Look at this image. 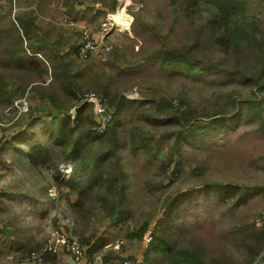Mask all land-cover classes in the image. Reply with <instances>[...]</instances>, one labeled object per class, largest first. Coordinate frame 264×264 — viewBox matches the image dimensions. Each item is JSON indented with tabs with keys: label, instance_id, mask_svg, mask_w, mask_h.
Returning <instances> with one entry per match:
<instances>
[{
	"label": "rangeland",
	"instance_id": "rangeland-1",
	"mask_svg": "<svg viewBox=\"0 0 264 264\" xmlns=\"http://www.w3.org/2000/svg\"><path fill=\"white\" fill-rule=\"evenodd\" d=\"M77 1L86 6L87 16L80 19L85 18L84 22L99 42L97 49L87 58L76 52L81 32L61 27L69 26L63 22L67 16L49 32L39 21L36 28L42 31L44 43L48 41L44 45L49 49H44L43 59L32 57L28 52L20 53L18 64L11 63L6 50L14 35L24 34L28 47L35 40L26 36L23 29L9 34L17 20L11 10L14 6L8 0H0V30L3 32L0 38V133L3 140L0 264H24L22 260L28 254H42L58 235L65 234L79 243L74 230L77 226L75 212L69 200V196L78 191H70L60 184L53 188L54 175L47 167H54L56 161L43 157L45 150L36 149L37 156L32 150L37 148L35 146L53 143L47 133L57 111L47 100L41 101L32 92H24L27 83H35L45 93H63L62 100L66 101L60 81L52 73L60 61L67 64L72 75H80L81 78L75 80L82 86L84 98L94 93L102 99L98 90L107 87L111 96L125 95L134 102L133 106L143 97L157 99L163 95L173 99L183 97L198 112H212L217 105L223 106L227 97L243 100L244 107V100L254 98L251 87L231 73L239 69L237 66L252 71L261 69L257 47L244 49L236 56L216 45L211 31L202 28L206 22V18H201L206 15L205 6L196 10L194 17H188L190 12H181L182 0H116L113 11L110 9L113 0ZM245 2L246 11L238 19L245 24L255 23L264 31V0ZM66 10L68 17L75 20L72 8L67 6ZM114 15L122 16L119 25L112 19ZM107 18L115 26L102 39L100 29ZM54 33L59 36L57 41L51 39ZM64 35L73 37L77 40L74 44L79 45L76 51L59 60L56 56L67 40ZM191 48L203 63L219 64L226 74L203 73L204 67L184 74L160 66L162 50L186 52ZM32 61L38 62L43 75L31 70ZM31 110L35 112L34 121ZM95 111V104L83 100L70 111V120L75 121L81 113L94 117ZM141 114L131 115L123 108L119 117L125 118L122 131L140 127L159 140L162 149L159 155L156 149L151 151L154 158L150 159L144 152H137L129 135L125 134L118 165L121 170L116 173L123 172L126 176L128 213L120 227L115 228L114 224L111 226L114 220L105 217L97 207H88L89 223L76 229H85L88 234L105 230L104 236H108L106 246L89 256L90 264H118L139 258L143 239L127 236L145 224L148 225L146 233L160 237V244L171 246L175 253H196L203 264H257L264 257V106L261 118L247 116L245 111L233 114L224 129L217 126L209 130L212 134L201 139L200 144L182 140L185 142L179 150L182 166L175 175V163L167 172L160 166L175 139H162L164 131L152 129ZM96 151L94 146L84 153L93 157ZM174 158L178 161V154ZM31 162L47 167L42 165L41 169H36ZM58 166L60 181L69 176L78 181L86 180L84 166L78 161L70 160ZM50 195L54 196L53 204L47 199ZM46 210L49 213L42 217L41 212ZM163 252L147 255V264H173ZM46 255H43V264ZM53 255H56L55 264H73L66 253Z\"/></svg>",
	"mask_w": 264,
	"mask_h": 264
},
{
	"label": "trees",
	"instance_id": "trees-1",
	"mask_svg": "<svg viewBox=\"0 0 264 264\" xmlns=\"http://www.w3.org/2000/svg\"><path fill=\"white\" fill-rule=\"evenodd\" d=\"M182 2L183 4H179L181 5V12H190L188 17H194L193 15L197 13L196 10L200 11L202 6H205L206 15L201 18H206V22L202 28H208L211 31L212 40L215 41L216 45L223 46L222 48L233 52L236 56H239L244 49L257 47V57L261 69L252 71L237 66L239 69H235L236 72L231 73L235 79H239L251 87L254 98L244 100L246 103L245 107L243 106V100L227 97L225 104L223 106L217 105L212 112H198L196 109H192L187 99L183 97L173 99L163 95L157 99L143 97L142 100L135 101L136 105L133 106L134 102L127 99L125 95L116 93L111 96L108 88L104 87L98 92L102 96V104L113 113L114 118L105 133L98 135L95 131L97 118L93 117L92 114L85 115L81 113L75 121L71 122L70 120V111L73 107L81 104L84 94L82 86L75 80L76 78H81L80 75H72L66 63L60 61L52 69L53 76L60 81L61 88L65 92L64 99L66 101L62 100L63 93L57 92L59 95L56 93H45L39 84L27 83L24 87V92H32L41 101L47 100L57 111L54 121H52L53 117L51 116L50 132L47 133L46 131L53 143L35 146L37 148L32 150L36 156L38 155L36 149L45 150L43 157H51L54 162L56 161L54 167H47L46 164L41 165L54 170L53 173L56 176L57 185H63L70 191H78L75 194L76 201L71 204V208L75 212L76 228H82L81 226H87V223H89L88 216L90 212L88 207H97L105 217L114 220L111 226L114 224L115 228L120 227L121 222L125 220L128 213L127 190L129 188L125 184V174L123 172H119L120 174L116 173L121 170L118 165L121 164L120 149L124 147L125 134L129 135L132 147L137 152H144L150 159L154 158V155L151 156V151L156 149V153L159 155L158 152L162 149L158 142L159 140L156 141L154 136H150L140 127L122 131L125 118L120 119L119 117H121L123 108H127L131 115L136 112H142L141 118L152 129L164 131L162 139H175L166 159L160 162V166L165 169V172L175 163L174 175L181 171L182 152H179V150L185 145V142L200 144L201 139H206L212 134L209 130L213 131L217 126L221 130L224 129L229 117L235 113L240 115L242 111H245L247 116L257 118L262 116L264 106V31L255 23L245 24L238 19L241 16L240 14L246 11L247 2L245 0H182ZM115 7L116 0H113L112 8L110 9L113 11ZM16 27L17 24L13 23L12 31H9V34L14 35V32L18 33V29H22L19 25ZM2 35L3 32L0 30V38ZM14 37L9 47L6 48L11 63L20 64L18 57L21 56L19 55L20 53L27 54L25 48L29 49L32 55L37 53L36 51L40 47L39 43H33L29 47H25L24 34L21 37L15 35ZM76 52L79 53V51ZM195 55L192 52V48L186 52L164 49L158 62L163 68L181 71L184 74L193 73L198 67H204L203 73L212 71L226 74V71L219 64L203 63ZM56 58H59V60L63 59L58 55ZM30 66L31 70L39 71V74L43 75L44 70L40 68L38 62L32 61ZM34 114L35 112L31 110V119L33 121ZM94 146L97 147V151L93 157L84 153V151L90 150ZM177 154L179 156L178 161L174 158ZM70 160L78 161L84 166L86 180L78 181L74 177H69L64 181L59 180L58 165ZM34 164L40 165V163ZM147 228L148 225L145 224L137 231L131 232L127 237L141 239ZM75 230L79 244L86 249L89 256L106 246L108 236H104L103 230L102 234L101 230H94L90 234L85 229L82 231ZM160 242V237H154V241L146 252V256L152 252L162 254L165 251V258H169L173 264H203L196 253H190L189 251L175 253L173 248H170L171 246L168 248L167 244L165 246L160 244ZM46 257L44 258V264H55L56 255L48 254ZM104 260L107 262L106 258ZM257 264H264V257L260 258Z\"/></svg>",
	"mask_w": 264,
	"mask_h": 264
},
{
	"label": "crops",
	"instance_id": "crops-1",
	"mask_svg": "<svg viewBox=\"0 0 264 264\" xmlns=\"http://www.w3.org/2000/svg\"><path fill=\"white\" fill-rule=\"evenodd\" d=\"M8 1H10V0H8ZM65 1L66 0H28L26 2V0H25L23 3L21 2V0H11L10 1L11 3H13V6H14L13 8L11 7V10H12V13L14 15H16L17 20L15 21V23L17 24V27H18V25L21 26L22 29L25 30L26 33H28L27 36H30V37H32V39L35 40V41H32L31 44L39 43L40 47L36 51L37 54L32 55L30 53L29 49L25 48L30 56L39 57V58L43 59L42 54L46 53L44 51V49H46V50L49 49L48 45H44V44H46V42L48 43V41H46L44 43V41H43L44 36H43L42 31H40V29L36 28V26L38 25L37 23L39 21H42V23L40 25H42V27H45L48 32L51 30L52 27H58L61 19L63 17H66V16L68 17V13H67L68 11L66 10L67 6L72 8V10L74 11L73 15L76 16V19H75L76 21L72 20V19L71 20L73 22H77L78 26L69 27V26L62 25L61 27L63 29H65L67 27V28L76 29L79 31L80 25H88L86 22H84L85 18H84V21H82L80 19L82 16L83 17L87 16V14L85 13L86 12L85 11L86 6L83 3L78 2L77 0H67L69 2H66V4L64 3ZM25 3H27V4H25ZM108 19H110V18H107V20ZM57 37H59V36L56 33H54L53 36L51 37V39H53V41H57ZM63 37L66 38L67 40L63 41V43H65V45L62 46V48H64V49H62L60 54H58V56H60V57L64 56V55H69L68 53H71L73 50L76 51V49L79 45L78 43L74 44L77 40L74 41L73 37H68L66 35H64ZM26 45H27V42H26ZM25 47H27V46H25ZM50 48H52V47L50 46ZM30 165L36 169H41V167H42V165L34 164V163H30ZM44 169H46V168H44ZM47 170L51 173H53V171H54L51 168H47ZM53 175L55 176L54 173H53ZM54 176H52L53 183L51 185L53 188L57 184V179L55 180ZM53 197H54L53 195H50V197L47 198V199H49L50 202H52V204L54 202L52 200ZM69 200H70L71 204L74 203L76 201V196L75 195L69 196ZM68 207H69V205H68ZM47 213H49L48 210L42 211L41 216L44 217ZM75 229H76V227L74 228V230ZM103 231H104V235H105V230H103ZM102 233L103 232L101 231V234ZM144 254H145V252L143 251V248H142L141 253L139 252V257L144 256Z\"/></svg>",
	"mask_w": 264,
	"mask_h": 264
},
{
	"label": "built area",
	"instance_id": "built-area-1",
	"mask_svg": "<svg viewBox=\"0 0 264 264\" xmlns=\"http://www.w3.org/2000/svg\"><path fill=\"white\" fill-rule=\"evenodd\" d=\"M63 22L71 27L78 26L77 22H73L68 17L64 18ZM114 26V22H112L111 19L106 20V22L101 26L100 29V35L102 36V39L114 28ZM79 29L81 32L79 55L83 58H87L91 52L97 49L99 42L93 37L92 31L87 25H80ZM83 100L96 105L95 118H97V127L95 131L99 135L104 134L110 123L113 121V113L105 105L102 104L101 99L94 93H90L88 95L86 94ZM2 144L3 140L0 133V159ZM61 168H64V166H62ZM142 239L143 248L145 251L144 256H141L137 259L125 260L118 264H147L146 252L151 247L154 241V236L152 235V233H146L144 234ZM60 252L66 253L68 256H70L73 264H90L91 262L86 249L65 234L58 235L54 244H49V246H47L45 250H43L42 254L31 253L30 255L26 256V258H24L22 262L24 264H43L44 254H58Z\"/></svg>",
	"mask_w": 264,
	"mask_h": 264
},
{
	"label": "bare ground",
	"instance_id": "bare-ground-1",
	"mask_svg": "<svg viewBox=\"0 0 264 264\" xmlns=\"http://www.w3.org/2000/svg\"><path fill=\"white\" fill-rule=\"evenodd\" d=\"M120 17H122L121 15H119V16H117V15H114V18H112L114 21H115V23L116 24H118L119 25V23H120V20L122 19V18H120Z\"/></svg>",
	"mask_w": 264,
	"mask_h": 264
},
{
	"label": "water",
	"instance_id": "water-1",
	"mask_svg": "<svg viewBox=\"0 0 264 264\" xmlns=\"http://www.w3.org/2000/svg\"><path fill=\"white\" fill-rule=\"evenodd\" d=\"M76 112H77V110H76Z\"/></svg>",
	"mask_w": 264,
	"mask_h": 264
}]
</instances>
